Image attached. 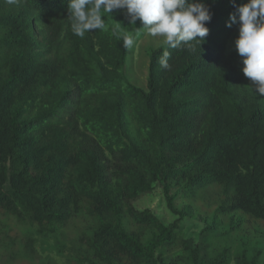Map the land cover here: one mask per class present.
<instances>
[{
  "label": "trees",
  "instance_id": "1",
  "mask_svg": "<svg viewBox=\"0 0 264 264\" xmlns=\"http://www.w3.org/2000/svg\"><path fill=\"white\" fill-rule=\"evenodd\" d=\"M246 2L204 0L205 40L152 50L142 88L126 79L133 48L120 39L139 20L103 13L81 38L68 0H0V213L43 235L90 219L77 264H226V249L213 257L133 202L158 184L181 217L174 186L219 185L220 212L264 222V95L241 71L238 25L226 26Z\"/></svg>",
  "mask_w": 264,
  "mask_h": 264
},
{
  "label": "rangeland",
  "instance_id": "2",
  "mask_svg": "<svg viewBox=\"0 0 264 264\" xmlns=\"http://www.w3.org/2000/svg\"><path fill=\"white\" fill-rule=\"evenodd\" d=\"M162 44L161 38L143 35L127 55V81L145 88L150 53ZM170 194L174 196V208L185 213L181 217L168 207L158 184L133 205L138 210H151L164 224L178 223L179 239L209 243L207 253L213 257L226 249V264H248L255 255L258 264H264V222L241 212H220L218 207L224 198L221 186L194 191L186 185L174 186ZM92 224L88 218L75 217L61 230L43 235L0 213V264H77L85 256L84 236L89 235ZM140 231L149 234L145 228ZM205 231L208 236L203 240Z\"/></svg>",
  "mask_w": 264,
  "mask_h": 264
},
{
  "label": "clouds",
  "instance_id": "3",
  "mask_svg": "<svg viewBox=\"0 0 264 264\" xmlns=\"http://www.w3.org/2000/svg\"><path fill=\"white\" fill-rule=\"evenodd\" d=\"M235 5V0H231ZM9 5L19 0H5ZM68 18L74 35L83 38L86 33L104 28L103 13L124 11L129 25L139 20L142 27L132 35L122 33L120 39L125 49L134 46L136 38L148 35L161 38L167 48L181 45L193 49V44L205 40L209 29L206 22L211 12L204 0H68ZM238 25L234 47L241 58L244 76L251 81V90L264 95V0H247L230 13L226 26ZM143 29L144 31H140ZM169 53L165 51L160 59L167 68Z\"/></svg>",
  "mask_w": 264,
  "mask_h": 264
}]
</instances>
